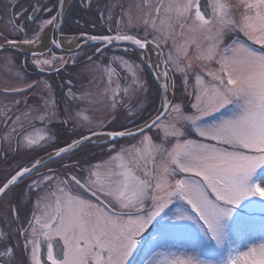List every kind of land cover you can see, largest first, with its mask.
<instances>
[{
    "label": "snow or ice",
    "instance_id": "6c2138e0",
    "mask_svg": "<svg viewBox=\"0 0 264 264\" xmlns=\"http://www.w3.org/2000/svg\"><path fill=\"white\" fill-rule=\"evenodd\" d=\"M60 3L62 8V0ZM137 9H149L144 12L142 23L159 34L153 35L152 41H141L135 35L119 31L124 17L133 26L129 11L116 22V35L90 39L106 45L129 41L140 49L155 43L160 48L157 43L160 36L167 42L179 29V34L187 35L188 39L177 48L176 58L170 53L165 63H173L184 74L185 85L187 70L192 65L190 61L184 64V60L192 44L197 47L196 59L214 61L219 65L218 70L206 73L211 78L209 82L196 75L199 87L191 104L194 112L184 110L166 95L169 72L156 73L157 81L161 75L164 77L160 85L163 94L160 108L150 121L138 126L137 132L117 129L93 133L107 135L112 140L132 137L138 139V145L120 148L111 155L104 162V172L100 171L101 165H95L88 170L87 177L71 175L59 181L64 186L58 185L39 196L37 207L43 202V214L33 212L27 221L28 227L18 232V236L24 237L22 251L27 259L17 261L15 253L19 245H12L10 237L0 233V264H135V257L141 252L160 256L153 252L154 247L161 242L179 241L181 237L194 242L197 255L185 258L173 252L169 254L171 258L149 259L145 264H264V243L248 247L247 251L233 246L240 233L254 225L252 213L257 210L262 213L259 228L264 231V203H260L264 201V52H257L238 35L230 43L225 42L226 36L242 33L247 41L264 49V0H235V3L232 0H156L155 4L152 0H142ZM61 15L62 11H57L50 19L43 20L31 39L20 42L38 43L43 29L49 25L55 28L53 22ZM200 37L208 41L207 45L199 42ZM53 43L60 46L55 40ZM114 60L131 72L135 90L147 91L146 81L136 72L139 65H132L123 57ZM51 63L47 59L36 61L40 71H44L43 65ZM105 72L111 84L115 70L108 65ZM171 87L175 88V81H171ZM13 91L26 94L25 89ZM123 91L127 93L129 89ZM119 92L117 85L113 107ZM49 103L54 106L55 102L46 101ZM222 109H228L231 115L221 119L213 117ZM54 115L51 112L48 119ZM129 115L133 113L130 111ZM36 118L43 122L46 116L40 114ZM15 119L19 121L20 117ZM153 129L162 133L159 141L149 134ZM193 133L200 139H190ZM50 139L45 134L38 138L23 135L24 146L29 149ZM79 143L75 141L67 148H60L55 155L68 153ZM29 172L28 167L17 170L0 187V195L6 194L10 185ZM73 186L80 191L73 192ZM83 193H91L95 200ZM170 205L176 206L171 216ZM153 223L156 234L151 240H144L145 231ZM42 248L46 250V260L41 255ZM225 252L226 258L214 259L223 257ZM199 255L209 259H200Z\"/></svg>",
    "mask_w": 264,
    "mask_h": 264
},
{
    "label": "flooded vegetation",
    "instance_id": "af4514ba",
    "mask_svg": "<svg viewBox=\"0 0 264 264\" xmlns=\"http://www.w3.org/2000/svg\"><path fill=\"white\" fill-rule=\"evenodd\" d=\"M141 2L142 0H67V4L70 5L59 26L58 34L50 36V41L55 38L60 46L57 47L52 41L51 45L40 50L39 60L52 61L49 65H43L44 71H40V66L36 64L38 59H35L38 54L22 51L17 45L23 44L20 42L23 39H31L41 22L50 19L60 10V0H0V47L8 44L16 48L0 51V187L7 183L17 170L24 167L31 169L34 164L41 163L60 148H66L75 141L90 137L94 132L107 133L132 128L130 126L132 121L120 122L117 126L110 127L108 123L113 120L110 118L111 120L97 129H91V119L85 120L83 117H91V65H95V68L104 75H107L105 68L111 65L115 70L113 75L115 89L119 85V94H125L122 93L123 89L128 86L124 75H131V72L122 67L119 61L114 60L115 57H123L130 64L139 65L140 68L136 69L137 74L146 82L151 80L154 83L156 81L154 75L161 72L159 63L161 55L165 62L168 60L170 48L179 29L167 42L161 36L157 41L160 48H156L155 43H148L144 49H140L137 45L123 41L106 45L102 41L90 39L92 36L116 35L118 31L116 22L124 17L126 11L135 13L138 10L137 5ZM62 3L64 7L67 6L64 0ZM152 3L155 4L156 0H152ZM125 21L126 17L119 25V31L135 35L141 41H152L153 35H157L151 28L147 31L143 28H129ZM65 37L74 38V43L63 45L61 38ZM9 40L17 43H8ZM48 51L50 53H47ZM146 56L149 58L146 59ZM157 64L159 67H156ZM167 67L169 74L174 75L169 63ZM28 85L32 87L28 88ZM153 86L158 87L155 84ZM17 88L25 89L26 94L13 91ZM17 100L20 101L19 104L16 103ZM49 100L55 102L54 106L51 103L46 104ZM53 111L55 115L48 119V114ZM40 114L46 116L43 122L36 118ZM17 116L20 117L19 121L15 119ZM116 117L117 115H114V119ZM143 121L141 119L140 123ZM24 134L33 138L45 134L52 139L47 142L41 141V146L29 149L24 146ZM128 140L106 139L100 142L95 138H89L68 153L24 175L5 190L6 194L0 195V233L7 234L12 245H19L15 253L17 261L27 259L22 251L24 237L18 236V232L28 227L27 221L32 218L33 213L32 205L41 193L55 190L60 180L71 175L87 177L92 164L102 163L103 159L117 152L122 145L126 146ZM32 152L41 154L27 155ZM49 177L51 179H47ZM72 191L80 190L73 186ZM83 195L95 200L91 193ZM41 255L46 260V250L43 248Z\"/></svg>",
    "mask_w": 264,
    "mask_h": 264
},
{
    "label": "rangeland",
    "instance_id": "374dc122",
    "mask_svg": "<svg viewBox=\"0 0 264 264\" xmlns=\"http://www.w3.org/2000/svg\"><path fill=\"white\" fill-rule=\"evenodd\" d=\"M64 2L66 5L67 0H65ZM232 2L235 3V0H232ZM131 14L133 16V21H134L133 26L131 27H137L143 29L151 28L149 26H145L142 23L144 10L141 11L136 10L135 13H131ZM125 23L126 26L130 28L127 18ZM237 35L242 41L246 42L257 52H264V49H262L259 45H255L252 44L251 41H247L246 37H244L242 33H233L226 36L225 42L230 43L232 39H235L237 37ZM187 39H188L187 35H180L178 32L175 41L173 40L174 43L172 41L173 45L170 48V53L173 55L174 59L177 56V48H179L182 44H184V42ZM199 42L202 45H207L208 43V41L204 40L203 37L199 38ZM28 45H34V44H28ZM191 47H188L189 48L187 49L188 58L184 60V64H187L190 61L192 65V67L187 70V81H188L187 85H185L184 74L177 71L173 63H169L172 69L171 72L174 75L169 74V85H170L169 91L171 96L170 97L168 96V98H170V100L173 103L181 104L183 109L188 112H194V110L191 108V104L195 102L194 94L199 87L195 79L196 75H200L205 80V82H209L211 78L207 76L206 73L208 71H217L219 68V65L216 64L214 61L209 62L206 60L196 59L197 47L195 44H192ZM167 68H168L167 64L165 63V71L167 70ZM159 73L161 72L159 71ZM124 76L129 91L127 93L122 92L125 94L120 93L119 95L115 96V100L117 103L116 106L113 107V93L116 90L114 86L115 77L112 76L111 84H109L108 75H104V73L102 74V71L100 73V71H98L97 68H95V65H91V117L88 118L91 119V129H97L100 125H103L105 122L111 120L112 118L113 120L108 123L110 124V127L117 126L118 124H120V122L128 123L129 121H132L130 126H132L133 128L139 126L141 119L145 121L146 119L152 118L157 113V110L160 108L161 105L162 96L160 89L158 87L154 88L153 86L154 84L158 86L156 81L154 80L155 83L152 82L151 80L150 81L148 80L147 81L148 83L146 82L147 83L146 92L142 90L137 91L135 90L136 85L132 84V79H133L132 75L127 74ZM160 77H161L160 81H162L163 78L162 75ZM171 81H175L174 89L171 87ZM229 108H231V106H229ZM120 111L123 113L121 114ZM130 111L133 113V115H129ZM114 115H117L115 119H114ZM229 115H231V113L228 111V109H222L220 112L214 113L213 117H215L216 119H221V118H227ZM213 117H207L206 119L212 120ZM149 134L153 135L154 139L157 141H159L160 138L162 137V133L159 132L158 129H153L151 132H149ZM189 138L197 139V140L200 139L194 133ZM100 142H96V143H100ZM136 142L138 144V139H136ZM121 148L131 149V147L127 144L126 146L122 145ZM35 154L36 152L27 153L28 156H34ZM37 154L40 155L41 153H37ZM125 155H127V153ZM109 159H107L106 161H108ZM104 162L100 164L97 163L92 164L91 168H93L95 165H101L100 171L104 172L106 168ZM112 163L114 164L115 161H113ZM46 193L48 192L47 191L42 192L41 195H45ZM101 198L104 199L103 196ZM260 203H264V201H260ZM170 208L172 209V211L169 212V215L171 216L176 212V206L170 205ZM32 209L33 212H35L38 215L43 214L42 212L43 202H41L40 206L37 207V200H35L34 204L32 205ZM252 215L255 218L254 225L249 229H246L245 231L241 232L240 235L236 238V243L233 245L234 247L238 246L241 251H247L248 247L258 246L260 243H264V231H261V229L259 228V221L262 213H260V211L257 210L256 212L252 213ZM165 220H167V218H165ZM156 229L157 228L151 230L147 238L144 237L145 238L144 240H151L152 236L156 234L157 231ZM193 243H194L193 241L183 237H181L179 241L170 240L168 243L161 242L159 246L153 248V252L160 253L161 254L160 256H153L151 253L146 255L145 253L141 252L139 255H136L135 264H145V262L149 259H164L166 257L171 258L169 254L173 252L176 253L177 256H182L185 258L187 256L197 255V253L194 251ZM226 257H227V252L224 253L223 257H215L214 259H223ZM199 258L205 260L209 259V257L206 255H199Z\"/></svg>",
    "mask_w": 264,
    "mask_h": 264
},
{
    "label": "bare ground",
    "instance_id": "6f19581e",
    "mask_svg": "<svg viewBox=\"0 0 264 264\" xmlns=\"http://www.w3.org/2000/svg\"><path fill=\"white\" fill-rule=\"evenodd\" d=\"M65 1V0H64ZM65 3V2H64ZM66 16V15H65ZM65 18V17H64ZM63 18V19H64ZM63 21V20H62ZM62 24V22L60 23V25ZM52 26H49L48 28H46V29H44V31L42 32V34H41V38H40V41L38 42V43H36V44H34V45H28V44H18L17 46L22 50V51H26V52H34V53H37L38 55L37 56H35V59H41V57H39L40 55H39V53H40V50H43V48L44 47H47L49 44L51 45V41H50V36L51 35H53V33H52V31H53V27L51 28ZM59 29V28H58ZM57 34H58V31H57ZM56 35V34H55ZM74 38H71V37H65V38H61V41H62V44L63 45H65V46H68V45H70V44H68V43H71V45L74 43ZM57 41V40H56ZM8 44H4L2 47V49H0V51H2V50H6V49H8V46H7ZM47 53H50L49 51L47 52ZM46 55H44V57H45ZM150 56H151V54H150ZM149 58V56H146V59H148ZM44 59V58H43ZM161 78V77H160ZM158 83L160 82L161 83V81L159 80V81H157ZM167 94V96H171L169 93H166ZM129 140H128V144L127 145H129L130 147H132V145H134V144H132V142H135V144H137V142H136V139H133L132 137H127ZM106 139L107 138H105V137H101V136H99V137H96L95 138V140H97V141H106ZM122 139H126V138H122ZM122 139H117V140H122ZM117 140H115V141H117ZM130 140H132V141H130ZM119 150H120V148H119ZM119 150H117V152L119 151ZM116 154V152L115 153H112V155H115ZM110 156L111 155H109L107 158H105V159H103L104 161H106L107 159H109L110 158ZM58 158V157H57ZM46 159V158H45ZM56 159V158H55ZM54 160V159H53ZM102 160V161H103ZM103 161V162H104ZM101 162V161H100ZM99 163V162H98ZM22 177H20V178H18V180L19 179H21Z\"/></svg>",
    "mask_w": 264,
    "mask_h": 264
},
{
    "label": "water",
    "instance_id": "95a60500",
    "mask_svg": "<svg viewBox=\"0 0 264 264\" xmlns=\"http://www.w3.org/2000/svg\"><path fill=\"white\" fill-rule=\"evenodd\" d=\"M63 4V3H62ZM70 5V4H69ZM69 5L67 4V6H65L64 7V5H62V8L60 7V10L59 11H62V15L59 17V19H58V21H54V25H55V28H53V31H52V33H53V36L56 34L57 35V31H58V28H59V26H60V23L62 22V20H63V18L65 17V15L67 14V10H68V8H69ZM55 40V38H53L52 40H51V42L52 41H54ZM123 42H127V43H131V42H129V41H123ZM132 44V43H131ZM8 46V49H16V48H14V47H10V45H7ZM3 47H0V49H2ZM160 65H161V67L162 68H164V60H163V57H162V55H161V57H160ZM163 77V76H162ZM158 83V82H157ZM164 83V77L162 78V81H161V83L159 82L158 83V87H159V89H160V92H161V96H162V94H163V89L160 87V85L161 84H163ZM167 93H169L170 94V91L168 90V92ZM167 95V94H166ZM170 99V98H169ZM156 115V114H155ZM154 115V116H155ZM153 116V117H154ZM152 117V118H153ZM151 118V119H152ZM151 119H149L148 121H150ZM143 126V125H142ZM137 130H138V128H136V129H133V130H131V131H133V132H137ZM99 136H101V137H105V138H107V139H109V140H112L110 137H108L107 135H103V134H101V135H91L90 137H88V139L89 138H96V137H99ZM128 136H125V137H117L115 140H117V139H122V138H127ZM85 140H87V139H81V140H79L80 141V143L78 144V145H80L82 142H84ZM77 145V146H78ZM76 146V147H77ZM67 148V147H66ZM75 148V147H74ZM73 149V148H72ZM71 150V149H70ZM69 150V151H70ZM56 153V152H55ZM55 153H53L51 156H49L48 158H46V159H43V161L41 162V163H39V164H37L36 165V167H33V168H31V172L33 171V170H35V168H37V167H39V166H41V165H43V164H45V163H47V162H49V161H51V160H53V159H55V158H57V157H59V156H56L55 155ZM65 153H61V155H64ZM60 155V156H61ZM51 157V158H50ZM30 173V172H29ZM26 174H28V173H26ZM25 174V175H26Z\"/></svg>",
    "mask_w": 264,
    "mask_h": 264
}]
</instances>
